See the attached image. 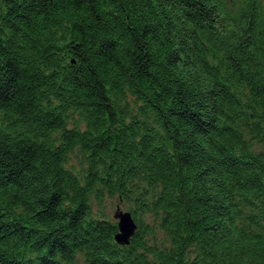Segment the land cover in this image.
Listing matches in <instances>:
<instances>
[{"label":"trees","instance_id":"trees-1","mask_svg":"<svg viewBox=\"0 0 264 264\" xmlns=\"http://www.w3.org/2000/svg\"><path fill=\"white\" fill-rule=\"evenodd\" d=\"M0 264H264V0H0Z\"/></svg>","mask_w":264,"mask_h":264},{"label":"water","instance_id":"water-1","mask_svg":"<svg viewBox=\"0 0 264 264\" xmlns=\"http://www.w3.org/2000/svg\"><path fill=\"white\" fill-rule=\"evenodd\" d=\"M115 219L118 223V232L115 239L120 244H128L132 235L134 234L137 223L129 210H124L119 205L114 213Z\"/></svg>","mask_w":264,"mask_h":264},{"label":"rangeland","instance_id":"rangeland-1","mask_svg":"<svg viewBox=\"0 0 264 264\" xmlns=\"http://www.w3.org/2000/svg\"><path fill=\"white\" fill-rule=\"evenodd\" d=\"M121 206L122 209L124 210H128L127 207L122 203V202H119L117 199H110V198H107L104 202V204L102 205H96L94 207V210L96 212V214H105L111 218H114V213L115 211L117 210V207L118 206ZM117 220V219H116Z\"/></svg>","mask_w":264,"mask_h":264}]
</instances>
